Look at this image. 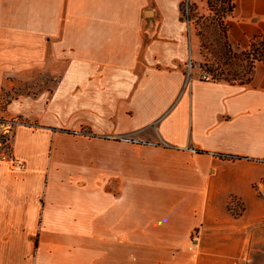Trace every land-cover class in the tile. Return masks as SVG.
Returning <instances> with one entry per match:
<instances>
[{
  "label": "crops",
  "instance_id": "1",
  "mask_svg": "<svg viewBox=\"0 0 264 264\" xmlns=\"http://www.w3.org/2000/svg\"><path fill=\"white\" fill-rule=\"evenodd\" d=\"M181 3L0 0V264H264V62L187 76ZM226 19L244 48L264 0Z\"/></svg>",
  "mask_w": 264,
  "mask_h": 264
},
{
  "label": "rangeland",
  "instance_id": "2",
  "mask_svg": "<svg viewBox=\"0 0 264 264\" xmlns=\"http://www.w3.org/2000/svg\"><path fill=\"white\" fill-rule=\"evenodd\" d=\"M181 5V9H184V2ZM192 3L190 5V24L189 31L191 32V53L188 54L185 61V71H189L188 63L191 62L190 72H195L201 75L203 71L207 72L209 68H214L218 64V57L215 54L217 49L216 41V31H218L220 23V8L226 5L224 0H190ZM210 4V5H209ZM229 19L225 22L228 24ZM188 28V27H187ZM236 49H242L243 47H234ZM219 68L226 69V66L219 63ZM13 92H9L8 95L2 94L4 99H9L13 96ZM14 122H25L22 118H16L11 121L0 122V147L2 149V154L7 157L10 153V136L11 129ZM82 130V129H81ZM105 138L109 136H104Z\"/></svg>",
  "mask_w": 264,
  "mask_h": 264
},
{
  "label": "trees",
  "instance_id": "3",
  "mask_svg": "<svg viewBox=\"0 0 264 264\" xmlns=\"http://www.w3.org/2000/svg\"><path fill=\"white\" fill-rule=\"evenodd\" d=\"M225 6L220 8V23L216 31L217 49L214 50L218 57V64L209 68V73L214 80H225L228 82H249L256 62H264V34H256L250 37L246 47L234 48L228 40V24L225 18L230 15L234 8V0H224ZM210 5V4H209ZM219 63L226 69L219 68ZM5 121L0 118V122Z\"/></svg>",
  "mask_w": 264,
  "mask_h": 264
},
{
  "label": "built area",
  "instance_id": "4",
  "mask_svg": "<svg viewBox=\"0 0 264 264\" xmlns=\"http://www.w3.org/2000/svg\"><path fill=\"white\" fill-rule=\"evenodd\" d=\"M182 3H183V1H182ZM182 3H181V5H182ZM192 3H196V4H197L196 1L192 2V1H190V0H185V2H184V9H181L182 17H183V19H184L185 22H186V25H187V27H188V28H187L188 30H189V24H190V16H189L190 7H189V6L192 5ZM188 66H189V71H187V76H188V74L190 73V69H191V67H192L190 61H189V63H188ZM187 76H186V77H187ZM200 78H201L202 80H205V81H212V80H214V79L212 78V76H211L209 73L205 72V71H203V72L201 73ZM109 138H112V139H119V140H122V141H125V142L135 143V144H145V143H150V142L144 140L143 138H141V137H137L136 135H132V134H124V135H116V136L111 135V136H109ZM2 158H8V160H10L16 168H21V167H23L22 162H20V161H18V160H14V159L10 158V156L7 157L6 155L2 154Z\"/></svg>",
  "mask_w": 264,
  "mask_h": 264
}]
</instances>
